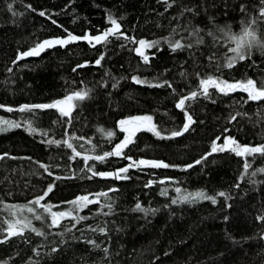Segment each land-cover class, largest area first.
Masks as SVG:
<instances>
[{
    "label": "trees",
    "instance_id": "1",
    "mask_svg": "<svg viewBox=\"0 0 264 264\" xmlns=\"http://www.w3.org/2000/svg\"><path fill=\"white\" fill-rule=\"evenodd\" d=\"M262 11L264 0H0V118L21 125L0 133V238L8 236L6 222L30 224L22 235L0 243V264H264V220L259 219L264 217V154L212 152L213 141L222 146L225 138L240 146H264V100H249L242 90L225 95L210 88V99L199 95L186 101L194 122L182 135H171L187 122L176 103L199 90L200 78L264 85ZM110 15L126 37L160 42L144 50L147 63L134 50L138 43L109 35L101 43L79 39L46 47L13 64L20 53L46 40L67 39L69 33L100 35L112 27ZM245 28L255 32L257 43L245 50L244 60L227 67L236 46L229 35L240 36ZM176 41L182 47L173 51L169 42ZM156 83L164 86H149ZM82 89L88 95L72 101L71 108L65 105L68 116L57 108L19 110ZM137 116H151L164 138L141 129L123 156L172 167L120 173L127 178L93 176L129 165L123 156L87 164L83 157L113 151L124 137L119 122ZM177 188L203 191L216 203L181 202ZM46 192L41 205H50L51 212L72 210V217L86 219L65 217L49 227L51 215L32 203ZM101 192L107 195H95ZM85 195L98 202L73 210L70 202ZM137 203L145 211L135 210Z\"/></svg>",
    "mask_w": 264,
    "mask_h": 264
},
{
    "label": "snow or ice",
    "instance_id": "2",
    "mask_svg": "<svg viewBox=\"0 0 264 264\" xmlns=\"http://www.w3.org/2000/svg\"><path fill=\"white\" fill-rule=\"evenodd\" d=\"M9 10H12L11 5H9ZM261 14L264 15V11H262ZM39 15L44 16L45 13L40 12ZM109 21H110L112 27L107 29L106 31H104L100 35L92 37V36H89L88 34H85L82 37H77V36L69 33L67 39L46 40L42 43H38L35 47L30 49L29 51L20 53L17 56V60L22 59L25 56H38L46 47H52L56 44L63 46L65 44L69 43L70 41H76L79 39L87 40L90 44L93 41H95V43H101V42H106L109 35H117V34L123 35V33H120V31H119L120 25L117 22V20L113 19L110 15ZM53 23H55V21H53ZM226 35H227V33H226ZM124 38L130 39L133 43H138L139 47L135 48L134 50H135L137 55H139L143 58L145 63L148 62L149 57L145 54L144 50L157 47L160 43L159 41H146L143 39L139 40L137 42L134 39L126 37V36ZM229 39L232 40L236 46L234 48L230 49V51H232L235 55L232 58L228 59L227 65H226L227 67H232L234 65V63L236 62V60H241V61L244 60L245 56H246L245 50L250 49L253 46V44L257 43L255 32L249 31L248 28H245L243 30V33L240 36L229 35ZM169 43H170V47H172L173 51H175L177 48L182 47V45L180 44L179 41H176L175 43H171V42H169ZM260 47L262 49H264V45H261ZM101 59H103V56H101L100 59H98L96 61V64H99ZM15 62L16 61H13V63H15ZM82 66L83 65H77V67H82ZM9 71H11V69H9ZM73 71H75V69H73ZM132 79L136 83H148L146 81H141L136 77H133ZM164 84H167V86L169 88L172 87V85L170 83H168L167 81H165ZM164 84L156 83V84H149V86H151V87H163ZM210 88H215L216 91L223 93L225 95H227L229 92H232V91L242 90L248 94L249 100H264V85H261L258 88L256 83L252 79H247L245 81H238V82H234V83H229L226 80H222L219 77L212 76V75H208L206 77L200 78L199 90L193 91L187 95L181 96L180 99L178 100V102L176 103V107L184 112V115L186 117L187 122L184 124L183 130L173 131L171 133L172 136L182 135L183 131H187L190 124L194 122L191 115L187 112V110L185 108L186 101L196 99L199 95H203L204 97L210 99L211 98V94L209 92ZM87 95H88V90L82 89L80 91H76L70 95H67L62 100L55 101L52 104L31 105V106L26 105V106H22L19 110L25 111V110H28L29 108H36V109L57 108L60 111L61 115L68 116L69 111L65 110V108L61 107V106L67 105L68 108H71L73 106L72 101L83 100ZM0 107H3V106H0ZM7 110L13 111V109H11V108H8ZM235 119H236L235 116L231 117V120H235ZM119 123L121 126V130L128 133V135L125 137V139L123 141H121V143L117 144L115 146L114 150L111 152H104L103 155H94V156L86 155V156H84L83 159H84L86 164H87V161L91 160V159L103 161L109 156H113V155L123 156V149L126 148L130 143L133 142L132 137H133L134 133L136 131L141 130L142 128H146V130L153 132V134L156 135L157 137H161V133L157 130L156 126L152 123V117L151 116L132 117L129 120H121ZM0 124L6 125L7 127H20L21 126L20 124H18L16 122H10L7 120L0 121ZM125 125H131V127L126 128V127H124ZM2 130H7V129L6 128H0V131H2ZM28 130L32 131V132L35 131V129H32L30 125L28 126ZM107 135L109 137H111L113 135V133L108 132ZM161 138H164V137H161ZM217 139H220V138L217 137ZM48 143L59 144L60 142L50 140V141H48ZM64 143L67 144L68 148H72V145L70 143H68L67 141H64ZM229 145H232L231 150L234 151L236 153V155H238V156L244 155V154L250 155L253 153L264 154V146H259V147L240 146L236 143L235 140H233L231 138H225L222 146L217 145V143L215 141H213L212 152H216L217 150L224 151V150L228 149ZM210 154L211 153H209V155ZM73 155L77 156L80 154L76 153L74 151ZM123 158L128 159L130 161L129 165H127L126 167L119 169L116 173L93 172V176L99 175L101 177H107V176L115 175L116 178H127V177H121L120 173H126L128 171V169L131 167H140V166L155 167V168L172 167V165H168V164L160 162V161H147L144 159H141L139 161H133L131 157H127V156H123ZM206 158H207L206 156L202 157V159H206ZM196 163L197 164L201 163V160H197ZM40 166L45 168L46 171L48 170L45 165H40ZM192 166L193 165H188L187 167H192ZM244 167H245V171H247V169L250 167V164L246 161ZM88 170L91 171V168H89ZM261 171H264V170H261ZM254 174L255 173H253V175ZM49 175H51V172H49ZM57 179H59V177H57ZM161 183H163V181H161ZM151 184H152V181H149L148 185H146V186H150ZM51 190H52V186L50 185L48 188V191L50 192ZM110 191H114V189H110ZM176 191L179 193L180 189L177 188ZM162 194H164V193L162 192ZM46 195H47V192L44 193V195L38 196L32 203L37 205V206L43 207L44 211L51 215V224L49 225V227L59 226L61 218L72 217V210H69L67 212H65V211L51 212V206L50 205H41V201L44 200V197ZM95 195L97 197L106 196L107 193L101 192V193H97ZM218 195L223 196L226 199L228 198L227 194L224 192H220V193H218ZM201 199H208V200H211L212 203H216L215 197L209 196L206 193H204L203 191H197L195 193H190L188 196L182 197L181 202H184V201L195 202V201L201 200ZM96 202H98V200H90L89 197L87 195H85V196L77 197L76 200L71 201L70 203L73 205V210H82V208L87 206V204L96 203ZM176 202H177L176 200H173V203H176ZM135 210L145 211L144 209L141 208V205L139 203L136 204ZM28 211L30 213H32V212H34V209L28 208ZM35 218L37 220L43 219V217L39 214H36ZM72 218L76 219L77 222H79L80 220L86 219V217H81L78 215L75 217H72ZM259 219L264 220V217H259ZM6 223L8 224V228H7L8 236L0 238V243H3L5 239H7L13 235H22L23 230L30 226L28 221H21V220H15V221H10V222H6ZM73 227H74V225H73ZM33 230H35V229H33ZM95 230L96 229H93V231H95ZM3 231H4V229L0 228V232H3ZM100 231L103 232L104 230L100 229ZM37 234L43 235V233H40V232H38ZM90 243H92V242H90ZM53 251H56V249H53Z\"/></svg>",
    "mask_w": 264,
    "mask_h": 264
},
{
    "label": "rangeland",
    "instance_id": "3",
    "mask_svg": "<svg viewBox=\"0 0 264 264\" xmlns=\"http://www.w3.org/2000/svg\"><path fill=\"white\" fill-rule=\"evenodd\" d=\"M61 107H64L65 108V110H66V106L65 105H62ZM4 120H7V121H10V122H12L11 120H8V119H4V118H0V121H4ZM0 128H6L7 130H2V131H0V133H4V132H7V131H10V130H12V129H14L15 127H7L6 125H2V124H0ZM130 128V127H129ZM142 129H146V128H142ZM137 132V131H136ZM135 132V133H136ZM134 133V134H135ZM127 135H124V137H123V140L125 139V137H126ZM122 140V141H123ZM231 148H232V145H229L228 146V149L229 150H231ZM232 151V150H231ZM175 192V195H176V198H178V199H182V197H184V196H188L190 193L189 192H184V191H181L180 190V192L178 193L176 190L174 191ZM89 199L90 200H97V198H91V197H89ZM198 201V200H197ZM186 202H188V201H186ZM62 219V218H61Z\"/></svg>",
    "mask_w": 264,
    "mask_h": 264
},
{
    "label": "water",
    "instance_id": "4",
    "mask_svg": "<svg viewBox=\"0 0 264 264\" xmlns=\"http://www.w3.org/2000/svg\"><path fill=\"white\" fill-rule=\"evenodd\" d=\"M116 36H117L118 38H124V37H125V34H123V35H119V34H117ZM33 57H35V56H25V57H23V58L31 59V58H33ZM15 61H16V62L13 63V64L16 65L17 62H18V60L16 59ZM124 127L129 128V127H131V125H125ZM118 131L121 132V133H123L124 135H128L127 132H124V131L121 130V126H120V125H118ZM133 137H134V135H133ZM133 137H132V139H133ZM114 156H115V155H114ZM143 167H147V166L131 167V168H129V169H132V168L139 169V168H143Z\"/></svg>",
    "mask_w": 264,
    "mask_h": 264
}]
</instances>
